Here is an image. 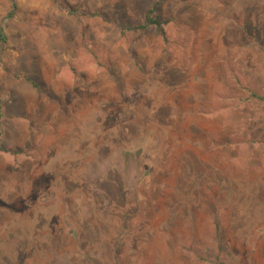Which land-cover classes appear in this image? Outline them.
<instances>
[{
    "label": "rangeland",
    "instance_id": "obj_1",
    "mask_svg": "<svg viewBox=\"0 0 264 264\" xmlns=\"http://www.w3.org/2000/svg\"><path fill=\"white\" fill-rule=\"evenodd\" d=\"M11 10L0 264H264V0Z\"/></svg>",
    "mask_w": 264,
    "mask_h": 264
},
{
    "label": "crops",
    "instance_id": "obj_2",
    "mask_svg": "<svg viewBox=\"0 0 264 264\" xmlns=\"http://www.w3.org/2000/svg\"><path fill=\"white\" fill-rule=\"evenodd\" d=\"M1 32V31H0ZM2 34V33H1ZM4 36V35H3ZM4 42V41H3ZM41 58V57H40ZM42 59H45V56L43 55V57L40 59V62L38 63V65L39 66H43V64H44V62L42 61ZM21 64V63H20ZM40 68V67H39ZM1 70V69H0ZM36 70V72H37V77H38V79H37V81H36V79H34V78H32L31 76H29L28 74H25V75H23L22 76V79H19V77L18 76H16L13 72L12 73H10V76L7 74V73H5V76H7V78L9 77V79H8V82L10 83V86H12V85H15L14 86V88L16 89V91H20V89L19 88H17V83L18 82H20V83H18V84H20L21 86L22 85H25V83L24 82H26V81H28V82H30V84H31V86L32 87H34V88H37V89H39L40 90V86H38L37 84H36V82H38L39 81V79H45V77L43 76V74H42V67H41V70L40 69H35ZM9 72V71H8ZM30 72V71H29ZM31 74V73H30ZM0 75L2 76V75H4V71L2 72V70L0 71ZM12 75V76H11ZM26 86V85H25ZM20 93V92H19ZM41 93V92H40ZM21 95V94H20ZM22 97V96H21ZM23 98V97H22Z\"/></svg>",
    "mask_w": 264,
    "mask_h": 264
},
{
    "label": "trees",
    "instance_id": "obj_3",
    "mask_svg": "<svg viewBox=\"0 0 264 264\" xmlns=\"http://www.w3.org/2000/svg\"><path fill=\"white\" fill-rule=\"evenodd\" d=\"M11 6H12V10L8 13V15H7L8 18H11L13 16V14H14V10L16 8V0H11ZM152 13H153L152 10H150L148 12V14L145 17L146 23L139 25L138 28H144L146 24H154V25H157V26L161 25V23L159 22L158 19H153V18L150 17V14H152ZM4 40H5V37L0 32V41L3 42Z\"/></svg>",
    "mask_w": 264,
    "mask_h": 264
}]
</instances>
